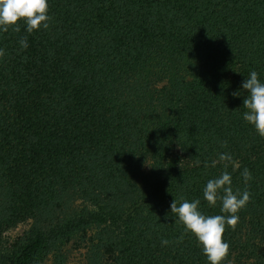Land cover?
Instances as JSON below:
<instances>
[{"label":"trees","instance_id":"1","mask_svg":"<svg viewBox=\"0 0 264 264\" xmlns=\"http://www.w3.org/2000/svg\"><path fill=\"white\" fill-rule=\"evenodd\" d=\"M48 5V29L0 32V264H68L74 238L82 264H208L170 204L222 214L203 189L224 171L251 194L224 264H264V138L241 88L264 83V0Z\"/></svg>","mask_w":264,"mask_h":264},{"label":"clouds","instance_id":"2","mask_svg":"<svg viewBox=\"0 0 264 264\" xmlns=\"http://www.w3.org/2000/svg\"><path fill=\"white\" fill-rule=\"evenodd\" d=\"M48 0H0V32H20L21 22L26 25V32L32 34L41 28L48 29L51 17L48 14ZM21 50L28 47L27 36L20 38ZM4 50L0 49V57L4 56ZM246 90L247 96L243 99V107L247 110L243 113V119L251 124L256 133L264 138V83L258 78L256 71H251L247 79L241 85ZM240 96V92L233 93ZM221 147H227V142H221ZM219 162L226 169L233 163L230 154L219 155ZM217 161H213V166ZM245 183L252 179L250 171L245 168L242 172ZM231 174L222 172L218 178L207 181L203 189V198L210 207H214L219 200L221 202V213L217 215H205L200 211V200L189 202L181 198L179 203L173 199L170 204V213L181 224L184 232L177 239L182 242L184 234H191L202 249L208 264H224L228 260L230 245L224 241L223 236L226 228L235 231L239 223L240 210L244 209L250 202V192L245 189L235 192L231 186ZM167 218V216H166ZM162 245H168V240H162ZM231 264V261H228Z\"/></svg>","mask_w":264,"mask_h":264},{"label":"rangeland","instance_id":"3","mask_svg":"<svg viewBox=\"0 0 264 264\" xmlns=\"http://www.w3.org/2000/svg\"><path fill=\"white\" fill-rule=\"evenodd\" d=\"M74 205L80 206L81 202L76 201L73 203ZM30 221H26L24 223L18 224L15 228H13L7 237L8 242H15L23 237L26 230L29 228ZM84 241H80L77 238L69 241L66 245V255H67V263L68 264H82L85 256V244ZM42 264H48V260H44Z\"/></svg>","mask_w":264,"mask_h":264}]
</instances>
